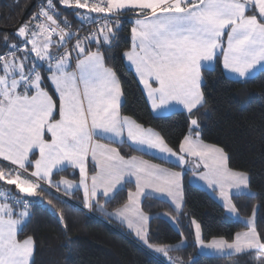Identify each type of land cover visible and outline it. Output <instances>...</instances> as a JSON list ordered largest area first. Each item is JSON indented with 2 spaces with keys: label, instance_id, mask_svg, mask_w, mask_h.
Masks as SVG:
<instances>
[{
  "label": "snow or ice",
  "instance_id": "6c2138e0",
  "mask_svg": "<svg viewBox=\"0 0 264 264\" xmlns=\"http://www.w3.org/2000/svg\"><path fill=\"white\" fill-rule=\"evenodd\" d=\"M61 3L85 9L76 12L78 21L97 26L96 32L82 39L76 37L71 50L76 53L74 70H70L71 51L66 47L73 33L66 31L70 27L67 21L61 26L54 18L53 0H47V8L42 7L31 21L17 29L14 35L19 43L9 44L7 34L4 36L7 50L0 53V160L9 161L15 168L0 167V181L14 185L26 197L44 194L45 184L57 190L63 185L65 194L79 188L83 190L84 208L98 205L103 210L98 196L114 198L118 186L126 178L135 177V192L129 191L127 203L111 215L126 221L129 228L134 223L138 225L136 235L157 253L168 256L169 248L148 242L145 226L149 217L139 206L140 198L150 195V189L171 197L179 209L181 173L137 156L126 159L110 145L123 143L126 131L133 150H158L174 157L178 166L187 163L188 157L196 158L195 168L203 169L200 179L214 192L218 190L229 213H237L232 190L237 195L246 194L249 177L228 167L223 149L202 141L198 120L192 117L194 110L205 103L202 69L214 63L218 55L223 58V68L238 79H247L258 65H264V0ZM125 10H134L136 19L131 28V47L123 56L134 67L152 108L175 102L189 114V133L180 143L179 152L168 147L158 134L120 115L123 93L116 72L105 64V51L111 50L116 38L112 17L123 15ZM115 28H119V21ZM55 36L59 39L54 40ZM43 72H47V77ZM45 79L54 88L58 105L49 94ZM101 139L108 143H100ZM89 156L96 165L90 183ZM68 167L79 169L78 185L68 179L53 181L54 170L62 172ZM48 202L51 204L52 200ZM31 207L30 200L13 196L11 191H0V264H34V238H18L31 216ZM58 219L63 223L62 214ZM192 223L196 242L202 247L227 256L253 255L255 264H264V237L257 231L255 211L247 221L248 230L237 233L232 242L213 239L205 244L200 225L195 220ZM170 260L172 264H181L179 259Z\"/></svg>",
  "mask_w": 264,
  "mask_h": 264
},
{
  "label": "trees",
  "instance_id": "16d2710c",
  "mask_svg": "<svg viewBox=\"0 0 264 264\" xmlns=\"http://www.w3.org/2000/svg\"><path fill=\"white\" fill-rule=\"evenodd\" d=\"M35 1L17 0L14 3V0H0V53L7 50L5 34L9 44L19 43L14 34L22 24L31 21ZM53 7L59 19L67 21L73 28L79 24L76 12L86 11L64 6L61 0H53ZM134 17L135 11H125L121 16L112 17L119 21V28H115L114 22L116 38L111 50L105 51V64L116 72L123 93L120 115L156 132L168 147L178 152L180 143L189 133V114L175 111L167 116H153L135 76L124 64L123 53L131 46V20ZM92 50H95V45ZM42 74L45 77L48 75L47 72ZM47 90L53 95L51 89L47 87ZM202 91L205 103L194 110L192 117L198 120L200 138L206 144L223 149L229 168L248 175L251 198L249 195H235L232 200L242 219L251 217L255 211L257 231L264 237V69L247 80H231L224 75L220 57L217 56L212 68L202 70ZM115 147L125 158L139 156L168 169L179 170L127 145ZM0 167L4 165L0 164ZM187 175H182L183 204L179 212L160 199L145 197L140 202L142 212L149 217V244L172 247L184 241L182 248L168 253L172 259H179L181 264H255L253 255L210 257L197 254L191 227L193 220L200 225L204 242L212 239L231 242L237 233L247 227L230 219L207 192L187 183ZM60 178L75 180L76 175L70 170L53 175L55 181ZM129 191H134V186L125 184L114 198L107 201L98 199L99 203H104L105 210L112 212L126 203ZM66 197L81 202L74 194ZM50 199L51 204L48 202ZM29 200L32 202L31 216L22 232L18 233V238H34V264H166L161 256L142 247L123 227L100 216L94 209V215L89 216L48 191ZM61 214L63 223L58 219ZM161 214L172 218L176 229L158 217Z\"/></svg>",
  "mask_w": 264,
  "mask_h": 264
},
{
  "label": "crops",
  "instance_id": "0c3cea01",
  "mask_svg": "<svg viewBox=\"0 0 264 264\" xmlns=\"http://www.w3.org/2000/svg\"><path fill=\"white\" fill-rule=\"evenodd\" d=\"M125 11H134V10H125ZM257 14V16H258V18H259V15H258V12L256 13ZM135 19H136V17H134L132 20H131V23H132V26H133V23H134V21H135ZM132 26H131V28H132ZM225 39V42H226V37L224 38ZM29 47H30V45H29ZM131 47V46H130ZM218 57H220V63H221V67H222V70H223V73H225L224 72V68H223V58H222V56H219L218 55ZM123 60H124V64L126 65V67L133 73V75L135 76V78H136V80H137V82H138V84H139V87H140V89H141V92H142V94H143V96H144V98H145V100H146V102H147V105H148V107H150L151 108V101L149 100V98H148V95H147V91L144 89V86L139 82V77L136 75V73H135V69H134V67H132L129 63H128V61L124 58V56H123ZM214 63H215V61H214ZM214 63H212L211 65H205V67L203 68V69H210V68H212L213 66H214ZM210 67V68H209ZM262 67H264V65H258L254 70L256 71V69H258L259 71L260 70H263L264 68H262ZM202 69V70H203ZM70 70H74V69H70ZM258 71V72H259ZM252 72H254V71H252ZM244 80H247V79H242V80H238V81H244ZM45 84H46V86L49 88V89H51V91H52V93H53V98L57 101V105H58V96L56 95V93H55V91H54V88L51 86V84L50 83H48V81H47V79H45ZM155 86V85H154ZM51 95V94H50ZM121 104H122V97H121ZM168 108L170 107V106H167ZM173 107H176V109H178V110H180L181 112H183V111H185V109L183 108V106L182 105H178V104H176L175 102H174V106ZM161 109V108H160ZM170 109V108H169ZM151 110V112L153 113V111H152V108L150 109ZM165 110H168V109H165ZM164 110V111H165ZM151 113V114H152ZM154 114V113H153ZM155 115H161V114H155ZM123 117V116H122ZM56 118L58 119L59 117H58V111H57V113H56ZM143 128V127H142ZM143 129H145V128H143ZM145 130H149V129H145ZM152 131V130H151ZM152 132H154V131H152ZM154 133H156V132H154ZM157 134V133H156ZM123 143H115V142H113L110 146H112V147H115V146H119V145H127V146H129V143L130 142H128V140H127V133H126V131H125V133H124V136H123ZM100 143H102V144H104V143H108V141L107 140H104V139H101L100 141H99ZM130 147V146H129ZM130 148H132V147H130ZM133 149V148H132ZM135 151H137V152H140V153H142V154H144V155H147V156H150V157H152V158H155V159H158V160H162V161H164V162H167V163H170V164H172V165H174V166H176L177 168H179V170H172V169H169L170 171H173V172H180L181 173V176L183 175V168H182V166H178L177 165V162H176V160H175V158L174 157H169V156H167V155H165V154H163V155H165V156H161V154H157V152H155V150H148L147 148H141V149H139V150H135ZM37 156H38V153H37ZM139 159H141V160H146V161H148L149 163H152V164H156V165H159V164H157V163H155V162H153V161H151V160H148V159H145V158H143V157H139V156H137ZM35 158V157H34ZM33 158V159H34ZM127 159V158H126ZM90 156H89V159H88V163H87V171H88V175H89V183H90V177H91V175H93V174H95V171H96V165H94V169L93 170H91V162H90ZM0 164H2V165H4L6 168H9V167H11V168H15V166H11L10 165V162L9 161H3V160H0ZM160 167H162V168H165V169H168V168H166V167H163V166H161V165H159ZM67 170H70L71 172H73L75 175H76V179L75 180H70V179H68L69 181H72L75 185H78L79 184V180H80V176H79V169H73V168H71V167H68L67 168ZM55 173H58V172H56V170H54V174ZM61 179H67V178H60L59 180H53L54 182H59ZM182 180V179H181ZM125 184H131V185H133L134 186V191H132V192H135V190H136V186H135V177H130V178H126V180H125V182L121 185V186H118V190H120L121 188H123V186L125 185ZM53 189L54 190H56V191H58L59 193H61V194H63V195H65V196H71V195H76L78 198H79V200L81 201L80 203L83 205V190L82 189H79V188H74L73 190H72V192H71V194H65V191H64V186L63 185H61V187H60V190H57L55 187H53ZM117 190V191H118ZM64 191V192H63ZM148 192H150L151 194L150 195H148V196H146V197H152V198H156V199H159V198H163V199H166V200H168L171 204H172V198L171 197H168L166 194H162V193H152L151 192V190L149 189V190H147ZM249 193H250V191H249ZM19 194V193H18ZM243 195H248V194H243ZM235 196V195H234ZM128 198V197H127ZM143 198H145V197H141L140 198V202L142 201V199ZM98 199H102L103 201H107V200H109V199H105L103 196H98ZM126 203H127V201H126ZM100 204H103L104 205V203H100ZM183 204V203H182ZM140 206V205H139ZM122 207V206H121ZM120 207V208H121ZM92 209H94V211H96L100 216H102V217H104L105 219H109V220H112L113 222H115V223H117L118 225H120L121 227H123L128 233H130L132 236H133V238L135 239V236H136V231H135V228L138 226V225H136L135 223L133 224V227L132 228H129L128 227V223L126 222V221H124V222H122L121 221V219H119V218H116L115 216H113V215H111L112 213H114L115 212V210L114 211H112V212H108V211H106L105 210V208H103V210H101V208L97 205V206H94ZM182 209V208H181ZM180 209V210H181ZM179 210V211H180ZM147 216V215H146ZM148 217V216H147ZM158 217H160V218H162V219H164V220H166L173 228H175V224H174V221H172V219L168 216H166V215H164V214H161V215H159ZM239 217V216H238ZM170 220H171V222H170ZM148 222H149V220H148ZM148 222H147V224H146V231H147V226H148ZM246 226V225H245ZM247 227V226H246ZM176 229V228H175ZM243 232H245V231H243ZM142 247H146V246H144V245H142V244H140ZM179 247H181V246H179ZM177 247H174L173 246V248H169L170 250H173V249H176ZM147 250H148V247L146 248ZM178 249V248H177ZM151 251L152 250H154V248H152V249H150ZM152 253V252H151ZM169 256V255H168Z\"/></svg>",
  "mask_w": 264,
  "mask_h": 264
},
{
  "label": "rangeland",
  "instance_id": "374dc122",
  "mask_svg": "<svg viewBox=\"0 0 264 264\" xmlns=\"http://www.w3.org/2000/svg\"><path fill=\"white\" fill-rule=\"evenodd\" d=\"M63 5V4H62ZM65 6V5H64ZM210 68V67H209ZM262 68H264V67H262ZM254 72H251L250 73V75L248 76V78L247 79H249V78H252L259 70L258 69H256V71L255 70H253ZM224 75L227 77V78H229V79H231V80H242V79H238L234 74H231V73H229L227 70H225L224 69ZM168 106H170L169 108L168 107H164V108H161V109H153L152 108V106H151V108H152V111H153V113L151 112V108L149 107V110H150V112L152 113V115L153 116H156V117H162V116H167V115H169V114H171L172 112H175V111H177V112H179L180 110H178V109H176V107H173L174 106V102L173 103H171L170 105H168ZM165 109H168V110H165ZM165 110V111H164ZM183 112H187L186 110L185 111H183ZM155 114H161V115H155ZM155 152H157V154H160L159 152H158V150H155ZM178 152H179V149H178ZM161 156H165V155H163V154H161ZM90 159H91V156H90ZM187 160H188V162L187 163H185L183 166H182V168H183V172L184 173H188V175H187V178H186V181H187V183H189L190 185H192V186H195L196 188H199V189H201V190H203V191H205V192H207L222 208H223V210H224V212H225V214L230 218V219H232V220H234V221H238V222H240V223H242V224H244V225H246L247 226V221L249 220V219H251L252 217H253V214L251 215V217H249V218H246V219H242L239 215H238V213H235V214H233V213H229L228 211H227V209L223 206V201L221 200V198L219 197V194H218V190L217 191H213V189L212 188H210V187H208V185H207V183L205 182V181H203V180H201L200 179V174L202 173V171H203V169H202V167L200 168V169H197V168H195V160H196V158H194V157H188L187 158ZM90 162H91V170H93L94 169V165H95V163L92 161V160H90ZM5 167V166H4ZM6 168V167H5ZM2 182V181H1ZM44 187H45V189H47V191L48 192H58V191H56V190H54L53 188H48V186L45 184L44 185ZM0 191H4V192H7V191H11V194L13 195V196H18V197H20V198H24V199H33V198H36V197H26V194H24V193H19L16 189H15V186L14 185H5L3 182H2V185H0ZM52 192V193H53ZM64 192V191H63ZM19 193V194H18ZM59 193V192H58ZM247 193H249V189L247 190ZM246 193V194H247ZM163 194V193H162ZM54 195V194H53ZM234 195H237V193H236V191L235 190H232V196H234ZM160 200H163V201H165V202H167V203H169L170 205H171V207H172V209L174 210V211H176V212H179V210L182 208V198H181V207L179 208V209H176L175 208V205L173 204V202H172V204L168 201V200H166V199H161V198H159ZM75 202V201H74ZM78 203V202H77ZM80 204V203H79ZM81 206L83 207V209H85L86 210V212H87V208H84V206L81 204ZM79 210V209H78ZM91 211L90 212H92V209H90ZM81 211V210H80ZM82 212H84V213H86L85 211H82ZM93 213V212H92ZM92 213H90V214H88V213H86L87 215H89V216H93L94 214H92ZM167 217H168V215H166ZM239 216V217H238ZM172 219V218H171ZM172 221H173V219H172ZM170 222H171V220H170ZM191 227H192V230H193V234H194V242H195V246H196V249H197V254L198 255H203V256H210V257H223V256H227V255H221V254H218V253H216L215 251H213V250H210V249H208V248H206V247H202L201 245H199V244H197V242H196V236H195V231H196V229H195V225L193 224V223H191ZM175 228H176V226H175ZM248 230V228H246V230L245 231H247ZM240 233H243V232H240ZM236 236V235H235ZM235 236H234V238H235ZM202 238V237H201ZM234 238H233V240H234ZM135 240L137 241V243L138 244H142V245H144V246H146L145 248H147L148 247V250L150 251V252H152L153 254H155L156 256H161L162 257V259L166 262V264H172V260H170V258L171 257H169V256H165L164 254H162V253H157L155 250H150V249H152V248H150L149 246H148V244H145L144 243V241L143 240H141L137 235L135 236ZM213 240V239H212ZM212 240H210L209 242H204L205 244H207V243H210ZM232 240V241H233ZM231 241V242H232ZM184 244H185V242L184 241H181L180 243H178L177 245H175L174 247H177L178 249H180V248H182L183 246H184ZM179 246H181V247H179ZM165 247H167V248H173V246L172 247H170V246H165ZM176 248V249H177ZM233 255H239V254H233Z\"/></svg>",
  "mask_w": 264,
  "mask_h": 264
},
{
  "label": "built area",
  "instance_id": "2783aa9c",
  "mask_svg": "<svg viewBox=\"0 0 264 264\" xmlns=\"http://www.w3.org/2000/svg\"><path fill=\"white\" fill-rule=\"evenodd\" d=\"M14 3H17V0H14ZM42 7L43 8H47V0H45L43 2H39L38 0H36L35 1V8H34V15L38 14L41 11V8ZM55 13H56V11H55ZM93 16H101V17H103L104 15H96L95 14ZM54 18H56L57 21H58V23L61 24V26H63L64 20L59 19V17L57 16V14L55 15ZM123 20H126V18H123ZM114 22H116V20H113L112 19V23H114ZM68 24L70 25V27L68 29H66V31H70L71 33H73L72 39L66 44V47H67V49L69 51H71L74 48V46L76 44V37H79V38L82 39V38L88 36L90 33H93V32H96L97 31V26L95 24H87V23H85V24L82 25L79 22V24L75 28H73L70 23H68ZM54 38L55 39H59L58 36H55ZM75 63H76V53H75V51H71V66L70 67L73 68V69H75ZM52 194H54L56 197L60 198L61 200L66 201L67 203H70L71 205H73L77 209L86 212V210L83 209V207L81 206V204L77 203L76 201L74 202V200L69 199L65 195H63L61 193H58V192H53ZM90 211L91 210L88 209L86 213H88V214L92 213Z\"/></svg>",
  "mask_w": 264,
  "mask_h": 264
},
{
  "label": "water",
  "instance_id": "95a60500",
  "mask_svg": "<svg viewBox=\"0 0 264 264\" xmlns=\"http://www.w3.org/2000/svg\"><path fill=\"white\" fill-rule=\"evenodd\" d=\"M32 8V6L31 7H29V9L25 12V15L24 16H26V14L29 12V10ZM24 20V17L21 19V21H20V23H19V25L22 23V21Z\"/></svg>",
  "mask_w": 264,
  "mask_h": 264
}]
</instances>
